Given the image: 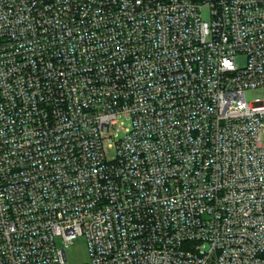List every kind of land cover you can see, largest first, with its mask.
<instances>
[{
	"label": "built area",
	"instance_id": "2783aa9c",
	"mask_svg": "<svg viewBox=\"0 0 264 264\" xmlns=\"http://www.w3.org/2000/svg\"><path fill=\"white\" fill-rule=\"evenodd\" d=\"M260 86L264 0H0V264H264Z\"/></svg>",
	"mask_w": 264,
	"mask_h": 264
},
{
	"label": "rangeland",
	"instance_id": "374dc122",
	"mask_svg": "<svg viewBox=\"0 0 264 264\" xmlns=\"http://www.w3.org/2000/svg\"><path fill=\"white\" fill-rule=\"evenodd\" d=\"M208 10L204 9V19H209ZM247 60L245 54H239L237 61L240 65H244ZM246 96L248 100L255 98H264V86H260L253 89L246 90ZM113 153V151H111ZM65 244L61 242V246ZM66 253L68 258V264H80L88 262L91 259L88 241L85 235H80L75 238L67 247Z\"/></svg>",
	"mask_w": 264,
	"mask_h": 264
}]
</instances>
